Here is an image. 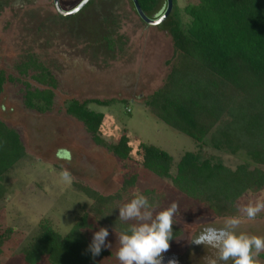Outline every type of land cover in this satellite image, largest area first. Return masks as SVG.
Returning <instances> with one entry per match:
<instances>
[{"label":"rangeland","instance_id":"1","mask_svg":"<svg viewBox=\"0 0 264 264\" xmlns=\"http://www.w3.org/2000/svg\"><path fill=\"white\" fill-rule=\"evenodd\" d=\"M80 1L60 6L69 11ZM188 1L177 0L184 18L181 10ZM165 9L166 0H162L154 15L161 16ZM104 19L112 20L113 26H109L113 38L121 41L120 50L108 53L90 35L97 29L91 24ZM27 54H34L50 70L58 87L53 109L44 115L24 108V86L20 82H7L0 95V118L16 130L27 152L26 159L7 176L6 194L0 201V235L12 228L11 237L2 247L0 264H25L20 249L42 219H48L58 233L65 235L85 213L89 225L85 233L91 242L101 227L109 231L106 244L111 247L102 248L108 254L93 264H120L116 257L119 232L91 210L92 200L77 191L72 182L112 195L133 174L137 176L134 188L121 192L113 204L118 218V208L137 192L148 197L154 214L174 201L179 205L174 223L181 235L170 242L162 264L173 261V255L179 256L178 261L187 254L186 264H190V255L203 256L210 250L214 255L215 249L190 241L207 226H223L225 219L216 218L207 207L181 194L170 180L145 171L138 154L139 144L165 151L172 158L170 173L174 175L181 156L198 151L194 140L159 121L143 104L162 86L170 69L174 50L167 30L144 23L129 0H94L88 10L70 20L59 17L54 0H0V70L7 77L30 81L28 76L19 77L17 70ZM72 99L114 101L109 106L89 104L88 109L104 115L100 136L107 144L126 132L132 149L129 160L121 161L96 145L83 124L65 113L64 103ZM60 150H67L71 158ZM203 152L230 168L240 163L238 158L208 147ZM63 169L71 172V183L60 177ZM258 199L264 200V188L237 201L236 215L242 219L238 231L264 236V211L253 220L240 211L243 205ZM262 256L264 252L260 254L264 260Z\"/></svg>","mask_w":264,"mask_h":264},{"label":"trees","instance_id":"2","mask_svg":"<svg viewBox=\"0 0 264 264\" xmlns=\"http://www.w3.org/2000/svg\"><path fill=\"white\" fill-rule=\"evenodd\" d=\"M58 1L61 5L71 0ZM161 1L137 0V3L147 18L155 20L160 17L154 14ZM172 3L168 17L157 25L167 30L172 40L174 55L168 63L170 69L162 86L143 104L159 121L194 140L198 151L184 153L174 175L170 173L172 158L165 151L139 144L138 154L145 171L170 180L181 194L207 207L216 218L225 219L237 214L236 203L242 196L264 188V0H189L181 10L185 18L177 8V0ZM93 4L94 0H90L77 14L59 17L74 19ZM110 24L113 26L112 20L96 21L91 27L97 29L90 34L108 53L120 50L121 44L113 38ZM17 70L19 77L28 76L34 84L7 77L0 70V95L7 82L17 81L24 86L25 109L39 115L51 112L58 81L50 70L34 54H27ZM113 102L72 99L64 103V111L83 124L96 145L126 161L132 152L126 132L107 144L100 136L104 115L88 109L89 104L109 106ZM207 147L236 157L240 163L230 168L206 156L203 148ZM26 157L19 134L0 118V201L6 194L7 176ZM136 181L135 174L125 178L120 191L112 195L77 182L72 185L92 200L91 210L120 233L130 225L121 222L112 207L120 199V193L130 192ZM88 227L87 213L65 235L58 233L48 219H42L20 249L23 261L93 264L108 252L102 249L99 255H92L91 241L85 233ZM11 232L12 228H8L0 235V256ZM180 235L174 224L170 242Z\"/></svg>","mask_w":264,"mask_h":264},{"label":"clouds","instance_id":"3","mask_svg":"<svg viewBox=\"0 0 264 264\" xmlns=\"http://www.w3.org/2000/svg\"><path fill=\"white\" fill-rule=\"evenodd\" d=\"M70 159L67 150H60ZM60 177L71 183L73 177L68 169L60 172ZM119 218L133 221L130 226L118 234L116 257L120 264H162L163 253L170 248L173 238L174 217L179 211L177 202L155 212L148 197L137 192L135 196L119 208ZM240 211L249 219H255L264 211V200L249 201ZM242 219L239 215L228 216L221 227L207 226L190 242L196 245H207L215 249L213 256L202 257L204 264H264L260 254L264 252V236H257L238 231ZM109 231L101 227L93 234L89 251L93 256L99 255L106 244ZM169 264H175L169 261Z\"/></svg>","mask_w":264,"mask_h":264},{"label":"water","instance_id":"4","mask_svg":"<svg viewBox=\"0 0 264 264\" xmlns=\"http://www.w3.org/2000/svg\"><path fill=\"white\" fill-rule=\"evenodd\" d=\"M89 1L90 0H81L77 6H75L73 9H71L69 11L62 10L58 0H54V6H55V9L60 16L71 17V16L77 14L79 11H81ZM131 2L134 6L136 14L139 16V18L144 23H146L148 25H159V24H161L170 14V12L172 10V4H173L172 0H166V9H165L164 13L159 18L152 20V19L147 18L144 15V13L141 11V9L137 3V0H131Z\"/></svg>","mask_w":264,"mask_h":264},{"label":"flooded vegetation","instance_id":"5","mask_svg":"<svg viewBox=\"0 0 264 264\" xmlns=\"http://www.w3.org/2000/svg\"><path fill=\"white\" fill-rule=\"evenodd\" d=\"M208 252L211 253L212 256H213V251L212 250H210ZM209 253L205 252V254H203V256H198L197 254L196 255H190V257H189L190 258V262L189 263L190 264H204V261H203L202 257L210 256ZM169 258H171V257H169ZM177 258H179V256L173 255L171 260L173 259L175 264H186L187 263L186 262L187 261V254H184V256H181L180 260H178V261H177ZM166 264H169V262H167Z\"/></svg>","mask_w":264,"mask_h":264}]
</instances>
